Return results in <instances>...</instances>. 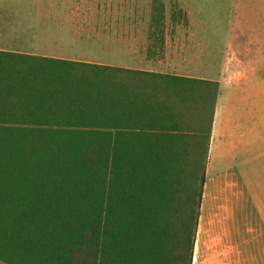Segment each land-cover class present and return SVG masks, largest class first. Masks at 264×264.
<instances>
[{
  "label": "trees",
  "instance_id": "obj_1",
  "mask_svg": "<svg viewBox=\"0 0 264 264\" xmlns=\"http://www.w3.org/2000/svg\"><path fill=\"white\" fill-rule=\"evenodd\" d=\"M185 83L0 51V262L192 264L215 96L200 127Z\"/></svg>",
  "mask_w": 264,
  "mask_h": 264
},
{
  "label": "crops",
  "instance_id": "obj_2",
  "mask_svg": "<svg viewBox=\"0 0 264 264\" xmlns=\"http://www.w3.org/2000/svg\"><path fill=\"white\" fill-rule=\"evenodd\" d=\"M257 2L255 19L246 22L238 16L232 21L221 54L214 41L204 44L191 34L185 49L193 66L176 60L169 64L172 53L177 57L172 45L168 58L162 59L167 65L146 50L138 66L92 62L212 83H185L187 89L180 95L189 99L183 107L188 121L189 115L195 118L200 112L203 128L209 127L215 96L194 256L198 242L209 243L216 264H264V5L259 7L264 0ZM33 8L42 5L0 0V51L68 59L52 45L39 46L49 38L41 37L37 24L29 23L23 9ZM168 96L171 92L159 93V98ZM195 100L203 104L202 112Z\"/></svg>",
  "mask_w": 264,
  "mask_h": 264
},
{
  "label": "rangeland",
  "instance_id": "obj_3",
  "mask_svg": "<svg viewBox=\"0 0 264 264\" xmlns=\"http://www.w3.org/2000/svg\"><path fill=\"white\" fill-rule=\"evenodd\" d=\"M9 1L17 6L42 5V8L23 11L29 15V23L37 24L43 33L41 37L49 38L39 41V46L52 45L61 57L138 66L145 50L147 55H155V59L162 61L168 55V45H172L177 47V57L172 53L168 63L174 60L193 66V57L185 49L191 34L194 33L204 44L214 41L221 54L225 39L232 32V21L238 16H243L246 22L255 19L259 0ZM157 3L163 4L165 9L163 46L157 44L151 34L152 8ZM55 5L57 7H53ZM263 5L264 2L259 7ZM208 244L198 242L192 264H216Z\"/></svg>",
  "mask_w": 264,
  "mask_h": 264
}]
</instances>
